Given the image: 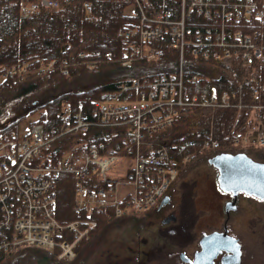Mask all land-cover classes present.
<instances>
[{
    "label": "built area",
    "instance_id": "2783aa9c",
    "mask_svg": "<svg viewBox=\"0 0 264 264\" xmlns=\"http://www.w3.org/2000/svg\"><path fill=\"white\" fill-rule=\"evenodd\" d=\"M69 1L20 0V14L29 18L40 8L57 9ZM121 1L127 3L128 20L118 35L130 42V49L119 63L126 67L136 61L160 59L159 45L166 39L177 51V68L117 84L92 102L91 114L85 112L83 102L75 110L63 102L59 126L34 121L25 131L0 133V256L26 243L57 250L59 259L70 261L76 257L77 244L98 230L94 214L109 221L155 205L176 180L178 168L170 154L172 147L148 142L146 136L174 127L184 109H236L228 141L264 146V102L247 103L242 85L235 92H191L188 84L202 77L186 72L189 55L224 67L235 63L250 66L259 59L264 42L254 39L259 35L254 22L264 15V0H178V14L173 9H149L145 0ZM83 8L91 13V2L84 0ZM85 56L83 52L77 55ZM104 57L112 55L108 52ZM55 61L42 62L39 68L51 71ZM98 62L82 60L81 64L93 68ZM26 65L0 68V82L28 76L32 71ZM61 66L62 74L68 75L67 60ZM244 84L253 100L264 92L255 73L247 74ZM244 109L249 114L242 121ZM98 129H104L100 140L57 151L61 138ZM113 138L119 141L118 148L111 145ZM218 145L211 140L204 143V149ZM122 156L131 157L133 163L122 179H113L108 175L109 162ZM62 176L72 182V209L80 215L66 223L55 216Z\"/></svg>",
    "mask_w": 264,
    "mask_h": 264
},
{
    "label": "trees",
    "instance_id": "16d2710c",
    "mask_svg": "<svg viewBox=\"0 0 264 264\" xmlns=\"http://www.w3.org/2000/svg\"><path fill=\"white\" fill-rule=\"evenodd\" d=\"M83 1L71 0L57 9L40 8L29 18H23L20 14V0H0V68L28 64L27 69L32 71L24 78L9 77L0 82V133L18 131L20 124L30 116L33 117L30 122L42 121L48 126H59L58 117L63 102H67L73 110L77 108L78 102H83L85 112L91 114L92 102L100 98L103 92L115 89L117 84L170 73L177 68V51L168 46L166 39L159 45L162 48L160 59L151 62L136 61L123 67L119 60L127 57L130 42L118 35V29L128 20L125 15L127 3L121 0H89L92 12L87 13L83 8ZM145 3L149 9H173L177 14L179 12L178 0H145ZM254 27L259 31L254 39L259 44L263 43L264 15L254 22ZM80 52L87 56L77 57ZM108 52L112 55L109 59L104 57ZM53 59L56 60L53 70L42 71L39 68L42 62L48 63ZM64 60L68 62V75L62 74L61 65ZM82 60L99 62L92 68L81 64ZM99 72L105 76L94 86L61 91L58 94L46 93L49 87H59L64 82L78 80L84 75L96 76ZM186 72L189 76L197 73L202 77L200 81L188 84L191 92L208 95L213 89L218 94L224 90L235 92L242 85L247 103L264 102V92H260L261 96L257 95L254 101L251 99V90L244 84L245 76L255 73L260 84L264 85V50L261 57L250 66L235 63L224 67L208 61L194 60L189 55ZM237 113L236 109L231 108L214 111L207 108H195L192 111L184 109L180 112L176 126L148 135L146 140L172 147L170 154L176 159V167L179 169L177 177H181L193 164L184 162L191 156L198 158L197 160H205L214 153L248 152L229 145L228 133ZM248 114L249 111L244 109L240 114L241 120L245 121ZM102 130L104 129L65 136L58 141L57 151L63 153L66 149L73 150L80 142H96L102 138ZM211 140L219 143L218 148L214 151H201L204 143ZM111 142L114 148L120 146L115 138ZM56 192V218L62 223L78 219L80 215L72 209V182L67 176L58 180ZM94 218L98 222L99 232L117 221H107L97 214H94ZM97 237L94 235L89 240L81 241L77 245L78 255ZM24 251H30L34 255L42 252L40 249L30 248L16 254ZM57 253L43 254L54 258ZM10 256H0V264L10 260Z\"/></svg>",
    "mask_w": 264,
    "mask_h": 264
},
{
    "label": "flooded vegetation",
    "instance_id": "af4514ba",
    "mask_svg": "<svg viewBox=\"0 0 264 264\" xmlns=\"http://www.w3.org/2000/svg\"><path fill=\"white\" fill-rule=\"evenodd\" d=\"M257 156L214 153L202 167L196 166L200 172L175 182L153 209L134 217L139 241V247L132 250L134 261L150 264L159 258L164 264H242L245 248L233 223L243 202L264 206V198L238 190L233 180L225 178L247 174L264 180V150ZM144 231L151 233V240L140 239ZM201 253L204 258L197 260Z\"/></svg>",
    "mask_w": 264,
    "mask_h": 264
},
{
    "label": "rangeland",
    "instance_id": "374dc122",
    "mask_svg": "<svg viewBox=\"0 0 264 264\" xmlns=\"http://www.w3.org/2000/svg\"><path fill=\"white\" fill-rule=\"evenodd\" d=\"M93 68H95V66ZM102 72H99V74H97L96 76L84 75L78 80L64 82L59 87H49L46 93L58 94L61 91L78 90L80 88L94 86L97 83L101 82L102 77L105 76ZM207 109L214 111L212 108ZM32 120V116L27 118L20 124V129L25 131L28 124ZM229 145L241 150L248 151L245 153L254 155L256 158L259 156H257V154L260 152V150H264V146L252 145L248 143L233 145V143L231 142ZM217 148L211 146L207 149H202L201 151H214ZM192 158L193 157L191 156L184 161L190 164L193 163L191 168L187 172H185L183 176L177 177L172 185L180 179L187 178V176L201 171L200 169L196 170V166L200 165V167H202V162L204 160H197L198 158ZM132 163L133 159L131 157H116L109 162L108 175L113 179H122L125 175V170L129 168ZM193 170L195 171L193 172ZM241 205L242 209L239 211V214L237 215L233 225L245 248V254L242 264H264V206L256 205L251 202H243ZM154 206L155 205H152L145 211H150ZM145 211L141 213H146ZM141 213L132 212L129 214H123L121 216L111 218L109 221H113L115 219H117V221L111 224L109 228H107L103 232H99L97 230L95 233L90 235V237H85L83 239L84 241L87 239L89 240L94 235L98 236L88 247L84 249L81 255H78L76 247V257L73 260L69 261L59 259L58 253L54 258L48 257L43 253H54L57 250L50 251V249L40 246H30L29 244L21 243L16 245V248L12 249V253L3 255L4 257L12 255L10 256V260H7L4 264H137V262L134 261V252L132 250H134L136 247H139V241H137L138 235L134 229L133 222L135 219L134 217H137V215H140ZM139 237L140 239H152L151 233L147 231H144ZM30 248L40 249L43 253L40 252V254L38 252V255H34L30 251H24L20 254H16L22 250ZM16 256H18L16 259H11L15 258ZM158 260L156 259V261H153L150 264H164L161 263L159 258ZM166 264L174 263L166 262Z\"/></svg>",
    "mask_w": 264,
    "mask_h": 264
},
{
    "label": "water",
    "instance_id": "95a60500",
    "mask_svg": "<svg viewBox=\"0 0 264 264\" xmlns=\"http://www.w3.org/2000/svg\"><path fill=\"white\" fill-rule=\"evenodd\" d=\"M258 169L263 167L254 164ZM226 181L233 180L237 184L238 190H243L249 194H255L261 198H264V180L257 176H251L247 174L233 175L232 177H226ZM205 254L201 253L198 255L197 260L204 258Z\"/></svg>",
    "mask_w": 264,
    "mask_h": 264
}]
</instances>
